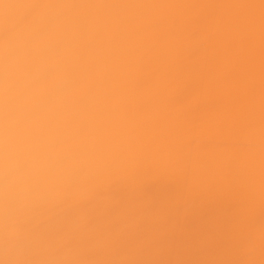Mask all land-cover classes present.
I'll list each match as a JSON object with an SVG mask.
<instances>
[{
  "label": "bare ground",
  "instance_id": "obj_1",
  "mask_svg": "<svg viewBox=\"0 0 264 264\" xmlns=\"http://www.w3.org/2000/svg\"><path fill=\"white\" fill-rule=\"evenodd\" d=\"M0 264H264V0H0Z\"/></svg>",
  "mask_w": 264,
  "mask_h": 264
}]
</instances>
